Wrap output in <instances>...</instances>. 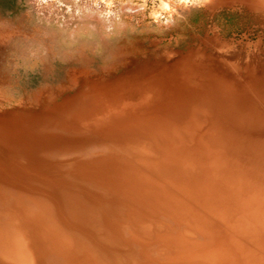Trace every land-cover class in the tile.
Wrapping results in <instances>:
<instances>
[{"label":"bare ground","instance_id":"obj_1","mask_svg":"<svg viewBox=\"0 0 264 264\" xmlns=\"http://www.w3.org/2000/svg\"><path fill=\"white\" fill-rule=\"evenodd\" d=\"M194 1L264 19V0ZM100 13L87 17L111 28ZM2 19L0 264H264L261 41L210 29L187 49L73 67L26 101L7 96L23 32Z\"/></svg>","mask_w":264,"mask_h":264},{"label":"rangeland","instance_id":"obj_2","mask_svg":"<svg viewBox=\"0 0 264 264\" xmlns=\"http://www.w3.org/2000/svg\"><path fill=\"white\" fill-rule=\"evenodd\" d=\"M193 1L165 0L168 4L165 9L162 8L163 0H0L1 19H5L9 26L19 25L23 32L21 37L10 40L9 49L7 47V96L27 101L36 93V89L56 91L66 84L68 73L74 68L98 73L121 56L142 55V49L148 51V55L166 45L187 49L198 44L210 29L221 30L223 38L235 43L243 40L252 45L261 41L264 47V19L261 16L239 7L235 10L221 7L210 11L205 4ZM125 3L133 7L139 4L141 7L137 5L134 13L129 15L121 9L127 5ZM97 10L100 14L104 13L102 15L112 11L114 21L111 28L101 20L87 17V11L98 13ZM157 38L161 40L159 45L149 42Z\"/></svg>","mask_w":264,"mask_h":264}]
</instances>
